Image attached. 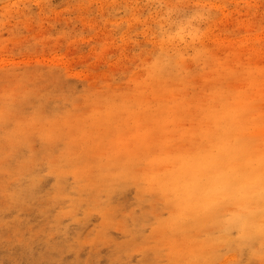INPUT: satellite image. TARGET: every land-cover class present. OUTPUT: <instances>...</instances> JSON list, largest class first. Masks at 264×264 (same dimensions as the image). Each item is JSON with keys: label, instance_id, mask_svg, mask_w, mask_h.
<instances>
[{"label": "rangeland", "instance_id": "obj_1", "mask_svg": "<svg viewBox=\"0 0 264 264\" xmlns=\"http://www.w3.org/2000/svg\"><path fill=\"white\" fill-rule=\"evenodd\" d=\"M0 264H264V0H0Z\"/></svg>", "mask_w": 264, "mask_h": 264}]
</instances>
